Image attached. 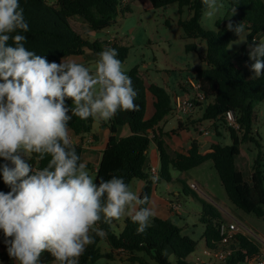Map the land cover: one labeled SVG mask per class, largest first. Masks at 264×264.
Here are the masks:
<instances>
[{"label":"trees","instance_id":"1","mask_svg":"<svg viewBox=\"0 0 264 264\" xmlns=\"http://www.w3.org/2000/svg\"><path fill=\"white\" fill-rule=\"evenodd\" d=\"M153 9H159L176 4L181 15L187 11L186 19H179L178 26L186 39L200 41L205 45V66L196 70L195 80L198 89L203 93V103L194 102L195 108L201 110L198 123L217 122L222 115L233 111L237 117L239 130L227 127L230 143L216 142L211 144L210 151L202 154L197 141L192 140L189 148L178 147L172 153L161 139L162 131L156 129L169 115L172 114V95L162 85L148 81L146 76L133 69L129 76L133 80V88L138 92L135 103L138 111H120L111 120L105 121L110 136L101 158L94 181L109 180L112 176L123 177L128 186L132 180L145 181L140 197L151 196L152 187L160 180L170 181V170L188 172L205 162H211L229 201L246 214H252L264 221V171L260 154L252 162V172L247 180L238 168L236 161L241 154L240 146L252 143L260 146V139L253 130L255 122L254 105L264 101V73L260 77H251L241 69L228 51L229 44L234 41L235 34L227 30L228 22L216 21L215 31H203L199 21L206 10L202 0H148ZM24 9L25 19L30 31L23 33L27 37L25 47L36 54L45 56L49 62L59 63L62 58L82 56L84 50L99 53L106 47L118 51V59L123 64L128 56L129 48L117 41L90 42L87 38L71 30L69 20L78 18L93 31H102L116 22L118 15L129 12L128 6L121 7L120 0H20ZM236 9L237 17L234 24L242 22L248 31L246 44L264 33V0H229V13ZM15 34V33H14ZM13 34V35H14ZM9 44L12 43L10 40ZM186 52H197L196 43L185 45ZM246 60L245 47L242 48L238 60ZM264 59V58H262ZM255 62V61H254ZM147 95L151 98L152 114L146 117ZM69 106L71 101H67ZM95 119L89 117L82 120L73 116L69 129L75 136L92 133ZM185 122H180L176 129L165 133L168 137L178 135L184 129ZM195 124L192 122L191 125ZM128 126L130 134L117 138V129ZM217 135L219 133L217 132ZM154 143L159 154L158 178L150 177L147 172L146 160L151 144ZM77 153L82 155L83 148L76 145ZM49 158L41 161L35 156L30 163L35 167L46 166ZM4 161L0 158V164ZM87 170H91L88 167ZM0 191H9L0 175ZM193 197L196 195L193 194ZM202 213L200 222L204 226L205 245L208 249H217L220 237L218 226L221 215L212 205L200 201ZM147 207V205H142ZM112 223H104L103 219L97 227L103 229L106 238L95 237V243L87 246L85 253L79 258V264H94L100 259H109L113 251H118L127 257L130 264H192L188 258L194 253L197 243L189 236L182 234V228L169 219L153 217L150 227L142 234L137 233L138 225L129 217L123 219V227L115 234ZM3 232L0 231V259L7 258V247L4 243ZM213 243V248L210 246ZM104 242L110 248L108 254H102L99 243ZM230 249L231 255L223 264H247V261L257 255L258 248L242 234L235 237ZM172 257V260H171ZM54 261L48 253H42L39 264Z\"/></svg>","mask_w":264,"mask_h":264},{"label":"clouds","instance_id":"2","mask_svg":"<svg viewBox=\"0 0 264 264\" xmlns=\"http://www.w3.org/2000/svg\"><path fill=\"white\" fill-rule=\"evenodd\" d=\"M202 4L213 17L217 0ZM227 30L238 37L232 44L247 42L244 23L229 19ZM29 31L20 0H0V175L9 188L0 191V231L17 264H39L44 252L54 264H79L95 237L106 238L97 227L102 219L110 224L127 216L142 234L155 216L142 206L150 198L131 191L123 177L94 181L68 126L73 116L109 121L120 111H138V92L115 48L99 52L94 69L67 58L49 62L25 47ZM249 48L258 78L264 42L253 39ZM34 156L49 158L46 166L30 163Z\"/></svg>","mask_w":264,"mask_h":264},{"label":"rangeland","instance_id":"3","mask_svg":"<svg viewBox=\"0 0 264 264\" xmlns=\"http://www.w3.org/2000/svg\"><path fill=\"white\" fill-rule=\"evenodd\" d=\"M128 3L130 11L124 15H118L115 24L102 31L96 32L91 30L78 18L69 20L71 30L79 32L80 35L87 38L90 42L113 40L117 41L120 45L128 47V56L122 64L124 72L129 75L133 69L137 68L139 72L146 76L149 82L157 85H163V81L167 78L172 83L179 81L186 82L196 75L197 69L205 66L204 43L186 39L182 29L178 26V20L180 18L186 19L188 17L186 10L180 15L176 4L153 9L148 0H127L123 8ZM206 11L207 9L201 14L199 21L200 27L205 32L215 31L216 21L225 23V21L228 22L231 19L234 23L235 21L233 19L237 17L236 12L234 15L233 12L229 13V0H217V11L211 18L205 14ZM245 34L247 36V30ZM237 39L238 37L235 35L234 41ZM255 40L257 43L264 42V33L257 35ZM193 42L197 44V52H186L185 45ZM232 42L228 46V51L233 56L235 62L251 77H255L251 71V65L254 61L249 58V45L253 41L248 45L246 43L232 44ZM230 46L231 48H229ZM243 47H245L247 59L238 60V56ZM72 59H76L85 66L94 69L95 62L98 59V53L96 54L86 49L82 56H74ZM176 90L179 94H184L191 99L195 93L188 84H179ZM147 109H150V107ZM201 112L202 109H194L187 116L193 118V122H195L193 125L190 122L187 124L185 122L187 117H185L183 121L187 125H184V128L191 129L195 132L197 125L200 124L201 126L209 128L214 133V135L206 136L210 138L211 142L229 144L228 126L221 121L215 122V126L209 122H196L200 118ZM254 112L255 122L253 124V130L259 136L260 146L257 147L252 143L242 144L240 146L241 154L237 158V166L247 180L250 179L252 172V162L258 154L261 156L262 170L264 171V101L254 105ZM175 125L174 117L169 115L160 123L159 127L165 131H169ZM215 131L219 135H216ZM153 144H151V148H154ZM208 147V144L205 147H202L200 144L199 150L203 153ZM88 167L91 166L88 165ZM89 174L92 175L90 172ZM170 177L171 179L168 182L160 180L159 183H156L155 196L170 200L180 206L179 214L172 213L171 221L182 228L183 235L189 236L197 243V247L194 253L189 256V260H193L197 254L202 253L206 249L203 236L204 226L200 222L202 213V204L200 201L215 207L221 215V222L236 224L239 231L247 234L251 242L258 249L264 250V221L252 214L244 213L229 201L211 162H205L188 172L170 170ZM135 182L136 180L131 182L129 186L133 192L135 191ZM193 183L197 186L196 190L190 189V184ZM193 194L198 198L193 197ZM122 227L123 217L115 220V223L112 225L115 234H119ZM104 245V242L99 243L101 252L105 250ZM210 246L213 248L211 241Z\"/></svg>","mask_w":264,"mask_h":264},{"label":"crops","instance_id":"4","mask_svg":"<svg viewBox=\"0 0 264 264\" xmlns=\"http://www.w3.org/2000/svg\"><path fill=\"white\" fill-rule=\"evenodd\" d=\"M127 6L130 9L129 3ZM72 57H74V56H70L67 59L75 60L76 62L80 63L78 60L72 59ZM192 78H195V75ZM192 78H190V79H192ZM190 79H188L186 82L179 81V82H175V83L173 82L172 83V82H170V79L167 78L165 81H163L162 86H164L168 92L170 90L169 93L171 95H176V94H179V92L176 90V87H178L179 84H184V85L188 84V81ZM181 88H183V87H181ZM179 95H182V94H179ZM148 107H150V109H147V113H146L147 118L150 117V115L152 114L151 98L147 95V108ZM171 115L174 117L173 114H171ZM174 120L176 122V125L174 127H172L170 130L177 128L179 121L175 117H174ZM95 121L96 122L93 123L91 134H87V135H83V136H75L70 131L76 145H80L83 148L82 155H81V161L85 162L87 165L91 166V170H88V171L92 175H94V172L96 171V167L98 166L100 158H101V153L104 150V148L106 147L107 141H108L109 136H110L109 130L103 126V123L105 121H99V120H95ZM180 122L183 123L184 121H180ZM185 122L187 124L189 122L192 123L193 118L187 117ZM187 124H184V125H187ZM159 129L163 133L161 135V139L164 141L165 145L167 146L169 153H170V151H172V152L175 151L178 147L189 148L190 141L195 140V141H197L198 145L201 144L202 147H205L206 144L209 145V147L202 153V154H205V153H208L210 151L211 144L216 143V142H211L209 137H200L197 135L196 132H194L191 129L189 130L187 128H184L181 132H179L178 135H175L172 137H168L167 135H165V133L168 131L161 129L159 126L156 129V133H158ZM215 133L217 135V131H215ZM129 134H130V131H129L128 126H121L117 129L116 137L117 138H123V137L128 136ZM213 135H214V133H213ZM153 146H154V148L150 147V149L148 151L147 160H146L147 169H149L150 167H158L159 168V154H158V151L156 149L155 144H153ZM236 164H237V161H236ZM249 164H250V161H249ZM134 180H136L134 192L137 193L138 195H140L141 189L145 186V181L137 180V179H134ZM134 180H132V182H134ZM154 180H156V179H154ZM155 192H156V184H154L152 187V192H151V196H150L151 203L147 206L152 207L154 209V211H155L154 217H158L160 219H169L171 221V215H172V213H174L169 207V204L171 203V201L167 200V199H162V198L156 197ZM153 194H154V197H153ZM125 217H127V216H123V219ZM240 234L245 236L251 242V240L247 234L242 233V232H240ZM104 248H105V250L101 253L102 254H108L110 252V248L108 247V245L105 244ZM258 250H259L258 254L264 253V250H262V249L261 250L258 249ZM0 252H1V249H0ZM188 260H189V258H188ZM189 261H191V260H189ZM99 262H100V264H130L127 261V257L124 256L123 254H120V252H118V251H113L112 256L109 259L103 258V259L98 260L94 264H98ZM0 264H17V262L14 259L10 258L8 253H7V258L6 259H0ZM47 264H54V261L48 262Z\"/></svg>","mask_w":264,"mask_h":264},{"label":"built area","instance_id":"5","mask_svg":"<svg viewBox=\"0 0 264 264\" xmlns=\"http://www.w3.org/2000/svg\"><path fill=\"white\" fill-rule=\"evenodd\" d=\"M126 2L127 0H120L121 7H123ZM188 85L195 92L192 99L186 95H172V114L178 121H183L185 117L189 116L194 111V109H196L194 102L203 103L205 101L203 93L198 89V84L195 78L190 79L188 81ZM222 120L228 127L232 128L233 130H239V124L237 123L235 112L227 111L222 115ZM209 123L213 126L215 125L214 121ZM195 132L200 137H206L213 134V132H211L209 128L201 126L200 124L197 125ZM147 172L150 177L157 179L159 168L150 167ZM190 189L196 190L197 186L194 183L190 184ZM169 207L173 212L179 214L180 206L177 203L171 202L169 204ZM217 230L220 237L218 248H206L202 251V253L197 254L194 259L190 261L192 264H223L231 255L232 250L230 249V247L234 242L235 237L240 234L237 225L234 223L222 222L219 224ZM247 264H264V253L252 256L247 261Z\"/></svg>","mask_w":264,"mask_h":264}]
</instances>
